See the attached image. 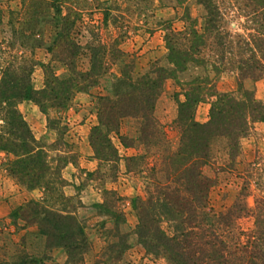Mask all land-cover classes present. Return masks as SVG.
I'll return each instance as SVG.
<instances>
[{
  "label": "trees",
  "instance_id": "1",
  "mask_svg": "<svg viewBox=\"0 0 264 264\" xmlns=\"http://www.w3.org/2000/svg\"><path fill=\"white\" fill-rule=\"evenodd\" d=\"M27 1L24 20L19 23L21 30L30 28L34 34L37 24L58 26L59 32L50 46L54 54L52 62L61 61L66 66V72L58 74L51 63L45 64L44 87L40 89L32 84L31 73L35 65L32 59L24 60L20 72L9 64L0 76V107L2 102L5 103L8 126L6 136L0 135V149L15 155L8 164L10 176L20 185L32 189L46 186L42 174L47 171V163L43 147L18 111L17 103L31 100L42 112L46 106L65 108L76 90L95 85L97 78L105 72L96 64L87 70L76 65L81 46L71 31L80 18V10L72 7L68 8L67 14L61 13V7L70 0ZM78 1L73 0L74 5ZM168 1L176 6L187 0ZM197 2L204 10L202 31L195 28L188 12L183 29L165 28L169 65L153 62L146 71L136 74L133 61L124 62L119 74L113 77L110 94L95 97L97 124L90 129L89 142L93 157L99 163H111L112 170L117 172L123 161L126 173L143 178V193L131 197L130 204L137 217L133 233L147 253L165 254L170 264H264V196L257 197L253 206H249L246 181L230 205L215 210L209 205V194L215 181L202 171L211 158L214 141L224 140L228 158L234 159L239 154V141L248 133L250 123L264 122V102L242 85L245 79L264 77V0ZM227 2L245 18L240 24L242 33H232L225 28L227 15L223 6ZM30 40L31 35L25 38L26 43ZM32 42L39 44L35 38ZM90 51L94 63L101 61L96 57L99 49L91 47ZM199 54L216 58L217 63L233 71L237 89L216 92L208 86H191L185 92V99L177 101L174 123L179 141L176 148H171L155 113L156 102L164 81L168 78L176 80L177 68L189 57ZM110 56L118 60L123 54L113 48ZM208 98H211L209 119L198 122L195 120L197 106ZM125 118L138 121L136 139L119 132ZM112 133L118 135L123 147L141 146L140 152L121 156L111 140ZM116 176L111 175L112 178ZM104 193L108 197L117 195L112 189ZM94 206L107 211L117 224L125 222L124 214L114 212L107 197ZM15 213L26 219L43 214L40 222L44 228L40 227V231L52 241V247L57 245L65 249L67 260L62 264H76L78 260L83 263L87 252L85 227L72 211L50 210L32 199ZM119 240L121 248L126 249L129 245L126 239L121 236ZM78 255L80 257L76 258ZM48 259L50 257L45 254L40 257L24 254L20 264H46Z\"/></svg>",
  "mask_w": 264,
  "mask_h": 264
},
{
  "label": "rangeland",
  "instance_id": "2",
  "mask_svg": "<svg viewBox=\"0 0 264 264\" xmlns=\"http://www.w3.org/2000/svg\"><path fill=\"white\" fill-rule=\"evenodd\" d=\"M197 1L187 0L175 6L168 0H79L75 5L70 0L61 7L63 15L72 7L80 10V18L71 31L72 37L81 46L76 65L79 69L87 70L96 64L105 73L97 78L95 85L86 90H76L65 108L46 106L45 112H42L31 100L17 103L18 111L43 147L47 171L42 174V182L46 186L27 189L20 185L8 171V164L15 155L0 149V264H20V257L24 254L39 257L45 254L50 257L46 264H62L67 260L65 249L57 245L52 247V241H48L46 235L41 233L40 229L44 228L40 222L43 214L27 219L16 215L17 208L32 199L40 201L50 210L72 211L83 223L87 252L83 263L78 260L76 264H170L165 254L154 256L147 253L133 233L137 217L130 198L143 193V178L135 173H126L123 161H120L117 172L112 170L108 162H100L95 170L87 171L81 166L79 155L84 153L86 141L90 145V129L97 124L95 97L110 94L113 77L119 74L124 62L133 61L136 74L146 71L153 62L169 65L165 28L183 29L187 24L184 17L188 12L195 28L202 31L204 10ZM27 2L0 0V76L9 64L20 72L24 60L32 59L35 62L31 73L32 84L40 89L44 87L45 64L51 63L58 74L65 73L66 66L61 61L52 62L54 54L50 46L59 32L58 26L51 23L37 24L34 34H31L30 28L21 30L19 23L24 20ZM223 8L227 15L226 30L242 33L240 24L244 23V16H240L235 7L229 6V2ZM30 35L31 40L26 43L25 38ZM34 38L39 41L38 45L32 42ZM91 47L99 49L96 57L101 61H92ZM113 48L121 50V59H111L110 51ZM197 84L208 86L216 92L236 91L237 78L233 71L217 63L216 58L199 54L189 57L177 68L176 80L168 78L164 81L155 113L171 148H176L179 141V132L174 123L178 112L177 101L184 100L185 92ZM242 85L252 91L256 99L264 102V77L245 79ZM210 100L208 98L199 103L195 112L196 121L205 122L209 119ZM22 103L32 105L28 110L30 119L24 113L25 110L20 108ZM6 116L5 103L2 102V136H6L8 131ZM137 131V120L125 118L121 121V134L133 140L136 139ZM111 140L115 146L121 145L117 134L112 133ZM130 148L135 154L142 147L135 145ZM226 150L224 140L214 141L211 158L202 167L203 173L215 181L210 190L209 205L215 210L226 208L247 181L246 201L249 206H253L257 197L264 196V122L250 123L248 133L239 141L237 157L229 159ZM69 161L77 165L72 173L74 187L70 188L66 186L68 181L62 175V169ZM112 174H116V178H112ZM107 189L115 190L116 196L120 198L108 197L104 193ZM72 190L76 193L70 195ZM106 197L114 212L124 214L125 222L117 224L107 211L94 206ZM121 236L129 244L126 249L121 248Z\"/></svg>",
  "mask_w": 264,
  "mask_h": 264
},
{
  "label": "crops",
  "instance_id": "3",
  "mask_svg": "<svg viewBox=\"0 0 264 264\" xmlns=\"http://www.w3.org/2000/svg\"><path fill=\"white\" fill-rule=\"evenodd\" d=\"M29 106L31 107L32 105L31 104H27V103L20 104V108L25 110L24 113H26L27 117L30 119L31 113L28 112V110L30 109ZM32 119H31V122L32 121L34 122V120H32ZM200 120L203 121V119H200ZM92 123L95 124V122H92ZM33 126H34V124H33ZM35 130H38V129H35ZM116 147H117L118 152H119V154L121 156H126V155H129V154L133 153L130 147L126 148V147H123L120 144L119 145L116 144ZM79 157H80V159L82 161L81 162V166L85 167L87 171H93L99 165L98 160L93 157V150H92L91 146L89 145V143L87 141H86V144H84V153H82V155L80 154ZM76 169H77V165L73 164L71 161L66 163V165L62 169V175L68 181V183L66 185L68 188L74 187V183L72 182V181H74L72 173ZM74 193H76L75 190H72V191L69 192L70 195L74 194Z\"/></svg>",
  "mask_w": 264,
  "mask_h": 264
}]
</instances>
